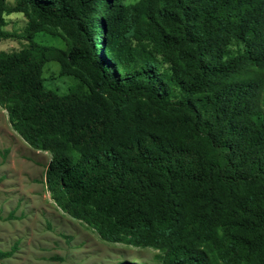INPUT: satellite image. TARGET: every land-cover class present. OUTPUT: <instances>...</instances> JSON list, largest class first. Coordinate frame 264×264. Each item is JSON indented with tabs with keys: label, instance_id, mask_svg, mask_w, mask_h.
Segmentation results:
<instances>
[{
	"label": "trees",
	"instance_id": "trees-1",
	"mask_svg": "<svg viewBox=\"0 0 264 264\" xmlns=\"http://www.w3.org/2000/svg\"><path fill=\"white\" fill-rule=\"evenodd\" d=\"M2 39L0 107L54 205L159 264H264V0H0Z\"/></svg>",
	"mask_w": 264,
	"mask_h": 264
},
{
	"label": "rangeland",
	"instance_id": "rangeland-1",
	"mask_svg": "<svg viewBox=\"0 0 264 264\" xmlns=\"http://www.w3.org/2000/svg\"><path fill=\"white\" fill-rule=\"evenodd\" d=\"M4 18L8 30L24 27L22 13L12 12ZM34 39L67 48L61 35L38 32ZM22 44L20 40L2 39L0 50L18 49ZM41 75L45 86L59 93L76 82L71 76L59 75L55 61H47ZM49 159L48 152L32 148L15 133L0 107V251L9 252L0 258V264H159L157 250L103 240L54 205L44 186Z\"/></svg>",
	"mask_w": 264,
	"mask_h": 264
}]
</instances>
